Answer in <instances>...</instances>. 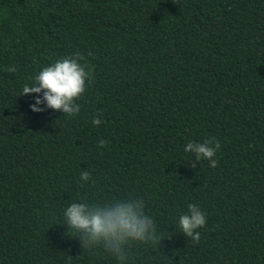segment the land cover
<instances>
[{"label": "trees", "instance_id": "obj_1", "mask_svg": "<svg viewBox=\"0 0 264 264\" xmlns=\"http://www.w3.org/2000/svg\"><path fill=\"white\" fill-rule=\"evenodd\" d=\"M73 53L78 113L32 111L22 87ZM212 139L214 167L183 151ZM127 196L161 237L128 264H264V0H0V264H117L62 210ZM189 203L198 241L175 226Z\"/></svg>", "mask_w": 264, "mask_h": 264}, {"label": "clouds", "instance_id": "obj_2", "mask_svg": "<svg viewBox=\"0 0 264 264\" xmlns=\"http://www.w3.org/2000/svg\"><path fill=\"white\" fill-rule=\"evenodd\" d=\"M81 54H68L51 63L40 67L25 84L19 94L32 95L29 108L39 112L45 108L59 109L62 114L75 115L80 106L78 98L85 90V82L90 79L91 69L80 62ZM8 71L14 72L15 66H9ZM100 118L93 117L92 123L99 124ZM104 145L103 139L99 140ZM220 147L218 141L204 140L203 142L189 140L183 148L185 153L191 152L195 161L207 159L209 166L216 165L215 153ZM80 181H88L90 173L80 172ZM145 200L138 196L112 198L103 203H87L72 201L63 207L62 215L67 228L78 235L80 246L93 248L97 245L112 257L117 264H128L126 246L130 242L158 243L156 225L150 214L145 212ZM206 223V213L197 203H189L187 211L181 212L175 221V226L185 236L198 241L200 232L197 231Z\"/></svg>", "mask_w": 264, "mask_h": 264}]
</instances>
